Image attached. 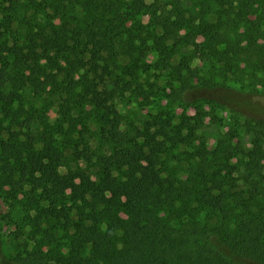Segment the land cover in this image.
<instances>
[{
    "label": "trees",
    "instance_id": "obj_1",
    "mask_svg": "<svg viewBox=\"0 0 264 264\" xmlns=\"http://www.w3.org/2000/svg\"><path fill=\"white\" fill-rule=\"evenodd\" d=\"M29 11L41 17L14 29ZM186 47L191 56L171 66ZM149 51L183 90L193 58L264 86V0H0V190L29 187L33 232L16 264H264L261 140L239 157L226 133L209 151L186 118L175 124L163 108L136 133L120 130L111 102L118 91L152 95L137 83L153 66ZM121 58L119 72H100ZM25 88L58 102L40 133L31 115L17 122L12 113ZM92 116L107 149L71 143ZM10 117L18 131L3 128ZM250 119L248 130L264 129ZM182 144L191 149L183 166L172 154ZM67 151L88 170L62 173Z\"/></svg>",
    "mask_w": 264,
    "mask_h": 264
},
{
    "label": "rangeland",
    "instance_id": "obj_2",
    "mask_svg": "<svg viewBox=\"0 0 264 264\" xmlns=\"http://www.w3.org/2000/svg\"><path fill=\"white\" fill-rule=\"evenodd\" d=\"M40 17V14L29 11L23 16L16 17L13 28L22 31L23 22L28 19L31 23L37 22ZM147 20L146 17L142 19L143 23H147ZM184 56H191L190 47L174 55L171 66L179 64ZM158 57L155 51L147 53L145 62L153 66L147 73H140L137 80L143 89H148L149 85L153 86L152 95L147 100L138 98L137 94L130 92L122 94L118 91L115 94L111 107L113 114L120 118V130L136 133V130L142 129L143 125L159 114L163 108L174 117L175 124L179 123L182 117L186 118L194 129L195 137L200 143H204L209 151L214 148L220 135L226 133L234 137L233 143L239 149L237 150L239 157H244L243 154L251 149L254 139L261 140L264 148V129L261 131L257 127L256 129L252 127L248 130L246 125L248 122L253 125L250 118L264 119V86L253 85L246 76L223 77L218 72L212 71L210 65L193 58L188 64L189 70L193 72L192 79L186 90H183L182 83L174 80L169 70L162 71L154 66ZM125 63L126 60L123 58L117 63H101L100 72H104L105 67L107 70L119 72L117 66ZM19 93L20 100L11 107L13 114L21 112L17 122H23L31 115L33 122H36L33 124V131L37 130V133H40L44 130L41 122L50 124L57 119L58 102L56 100L47 99L45 96L36 97L26 88ZM91 118L93 120L87 117L88 120L84 121L86 125H80L77 128L71 137V143L77 141L78 145H81L79 149L84 145L90 146L92 150L107 149L108 145L99 138V122L93 116ZM12 120V117L4 118L3 128L18 131V127ZM5 132L1 131L4 138H7V132ZM186 152H191L187 144H182L172 151L173 156L176 155L177 158L182 159V166L185 164L183 158ZM66 154V160L60 168L62 173L69 168L75 169L78 165L88 170V165L84 162H71L74 159L69 155L70 151ZM164 158L165 155H161V160ZM170 162L174 164L176 161L170 160ZM234 163L236 160L232 161V164ZM180 176L185 178V174ZM17 190L18 187L12 189L7 186L0 190V264H16L13 262L14 258L32 246L30 239L33 233L32 227L26 220L30 200L23 195L24 193L28 195L29 187H23L20 192ZM41 206L46 207L47 203L42 202ZM31 214L34 215L33 212Z\"/></svg>",
    "mask_w": 264,
    "mask_h": 264
}]
</instances>
